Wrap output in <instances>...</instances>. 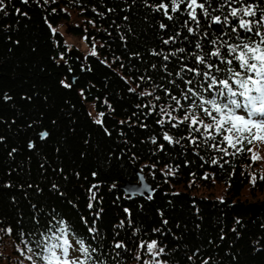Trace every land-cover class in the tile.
Wrapping results in <instances>:
<instances>
[{
	"label": "trees",
	"instance_id": "1",
	"mask_svg": "<svg viewBox=\"0 0 264 264\" xmlns=\"http://www.w3.org/2000/svg\"><path fill=\"white\" fill-rule=\"evenodd\" d=\"M220 2L212 0L213 7ZM160 3L4 0L0 10V264H8L3 262V250L9 242L21 247L22 256L33 255L27 247L39 251L36 242L50 226L48 221L58 226L60 219L71 226V238L97 249L93 258L103 264L152 261L145 246L152 240L165 248L158 259L167 264H203L206 259L209 264H264V210L250 219L247 208L249 197L264 193V141L246 143L241 152L221 144L228 148L225 155L198 134H193L198 136L196 144L191 143L187 124L172 128L157 123L159 106L170 102L159 86L179 96L185 85L175 75L180 69L177 58L170 56L166 62L153 52L185 48L182 55L192 67L188 54L196 51L194 44L203 30L214 39L229 29L220 25L208 29L201 15L202 31L190 35L184 27L186 13L169 10L174 19L168 20L163 11L155 10ZM242 3L264 6V0H238L233 6ZM72 13L79 23L70 31L83 33L88 44L96 47V55L84 56L64 44L57 26ZM162 23L165 29L160 28ZM240 34L251 35L242 30ZM172 36L175 43L165 45L163 41ZM201 42L204 51L211 50L207 40ZM153 89L162 97L159 102L154 96L140 95ZM152 104L157 107L152 109ZM101 112L103 124L98 125L95 119ZM43 131L49 136L41 140ZM164 131L180 142L165 141ZM253 153L259 158L253 160ZM137 173L153 186L151 198L127 199L117 187L120 178L137 180ZM215 185L222 187L219 196L205 193ZM89 189L95 192V200ZM94 219L98 236L88 231ZM118 243L123 247H115Z\"/></svg>",
	"mask_w": 264,
	"mask_h": 264
},
{
	"label": "snow or ice",
	"instance_id": "2",
	"mask_svg": "<svg viewBox=\"0 0 264 264\" xmlns=\"http://www.w3.org/2000/svg\"><path fill=\"white\" fill-rule=\"evenodd\" d=\"M23 2L27 3V0H23ZM237 3L238 0H222L216 7H213L212 0H170L169 3H164L161 0V3L155 6V10L163 11L168 20L174 19L169 14V10L171 13L181 11L186 13L188 19L185 20L184 27L187 28L190 35L202 31L201 15L204 21L207 22L208 29H211L213 25H220L222 28L227 27L229 29L228 31H222L214 39H208L210 32L203 30L201 39L196 40L194 44L196 51L188 54L193 61L192 67H189L188 59L182 55L186 51L185 48H177L167 54L153 52V55H163L166 62L169 61L170 56L177 58L180 69L175 75L183 80L185 85L179 96L173 95L172 91L164 88L163 85L159 86L163 88L165 97L170 102L159 106L161 118L157 120V123L161 126L171 124L172 128L187 124L191 143L196 144L198 136H202L205 144L211 142L213 149L223 152L225 155L229 154L228 148L241 152L244 150L246 143L252 144L256 141H264V6L242 3L241 6L234 7L233 5ZM225 6H227V14H224ZM0 10H4V0H0ZM16 11L19 12L20 10L17 9ZM217 11L221 14H215ZM5 15H7L6 11ZM229 17L234 18V20L230 22ZM191 25H195V27ZM166 27L165 24H160L161 29ZM241 30L251 35L242 36L240 34ZM178 35L179 33L176 34V36ZM176 36L169 37L163 43L165 45L175 43ZM253 36L259 39H253ZM185 40H188V37H185ZM201 40H207L208 44L211 45V50L204 51L205 45ZM91 54L96 55L95 46H93ZM155 67L153 65V68ZM163 67L167 72V63ZM184 72L192 73V78L184 79L182 75ZM143 79L144 77H141V80ZM148 79H151V77H148ZM61 83L65 87H70L64 81H61ZM169 83L173 87L179 88L175 81ZM130 91L133 90L130 89ZM140 95L154 96L157 102L162 99V97L155 95V89L142 92ZM149 103L151 104V101ZM156 107L155 104L151 105L152 109ZM109 108H111V105H109ZM180 111L184 113L182 117L172 115L173 112ZM104 115L103 112L99 113L95 123L102 125ZM121 123L124 122L121 121ZM141 127H146V125H141ZM107 131L105 129L106 133ZM194 133L198 136L193 135ZM162 135L163 139L170 144L180 142L174 140L167 131H164ZM39 136L41 140H44L49 136V133L43 131L39 133ZM152 143H157L155 137L152 138ZM225 143L228 148L220 146ZM33 147L34 144L30 142L29 148ZM161 148H163V145H161ZM248 151L252 152V149L249 148ZM258 158L257 154H252L253 160ZM216 163L217 160L213 159L212 164ZM261 179H264V177H261ZM255 181L256 177L253 175L252 183H255ZM55 188L56 185L54 184L53 189ZM89 191L92 193L91 199L95 200V192H92L91 189ZM88 207L92 209L93 204L90 202ZM125 212H128V210L125 209ZM96 216L98 217L99 214L97 213ZM81 219L84 220L83 217ZM84 223L87 225L86 220H84ZM123 223L122 221L121 226ZM164 223L166 224L167 221H164ZM48 224L50 226L47 231L42 232L40 234L42 238L36 242L39 251L27 247V251L38 257L42 264H103V262L96 261L93 258V253L97 249L86 244L83 239H77L76 241L79 245L78 251L81 253V257L70 258L69 249L72 245L68 237L70 234L74 235L71 226L64 219L57 222L58 226L52 225V221H48ZM7 231L11 232L12 230L9 228ZM88 231L96 236L99 235L95 226V219L88 227ZM145 246L153 260L145 261L144 264H167V261L158 259L165 253V248L158 247L156 240H152ZM115 247L120 248L123 245L118 243ZM33 255H29L27 259L32 261V264H37V260L33 259ZM203 264H209V261L206 259Z\"/></svg>",
	"mask_w": 264,
	"mask_h": 264
},
{
	"label": "rangeland",
	"instance_id": "3",
	"mask_svg": "<svg viewBox=\"0 0 264 264\" xmlns=\"http://www.w3.org/2000/svg\"><path fill=\"white\" fill-rule=\"evenodd\" d=\"M77 20V17L72 13L67 22H61L58 24L57 29L63 35L64 44L67 45L70 49L80 52L84 56L92 55L91 53L93 51V46L88 44V41L85 39V35L83 33H79L77 30H75L74 33L70 31L72 25H78L79 22ZM92 114L96 116L93 111ZM221 191L222 187L219 185H215L209 192L205 191V193H212V196H219ZM248 199V202L262 201L264 200V193L259 195L257 198L249 197ZM68 238L70 244L72 245V247L69 249L70 258L81 257V253L78 251L79 245L70 236ZM3 253L6 256L4 257L3 262H7L8 264H32V261L27 259L28 256H26L24 253L22 256L21 247L19 245H14L12 242L6 244ZM33 259L36 260L35 258Z\"/></svg>",
	"mask_w": 264,
	"mask_h": 264
},
{
	"label": "water",
	"instance_id": "4",
	"mask_svg": "<svg viewBox=\"0 0 264 264\" xmlns=\"http://www.w3.org/2000/svg\"><path fill=\"white\" fill-rule=\"evenodd\" d=\"M55 56H58L57 52L55 53ZM117 187L123 192L127 199H132L137 196L146 199L150 197L154 191L153 186L146 181L144 175L141 173H137V180L135 181L120 178ZM247 208L250 211V219H255L260 212L264 210V200L249 202L247 203Z\"/></svg>",
	"mask_w": 264,
	"mask_h": 264
}]
</instances>
